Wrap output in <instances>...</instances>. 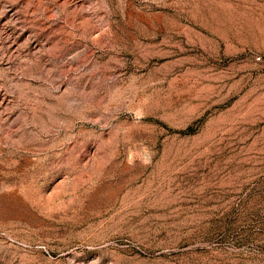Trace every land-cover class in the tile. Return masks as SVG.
Segmentation results:
<instances>
[{
    "label": "rangeland",
    "instance_id": "obj_1",
    "mask_svg": "<svg viewBox=\"0 0 264 264\" xmlns=\"http://www.w3.org/2000/svg\"><path fill=\"white\" fill-rule=\"evenodd\" d=\"M0 264H264V0H0Z\"/></svg>",
    "mask_w": 264,
    "mask_h": 264
}]
</instances>
